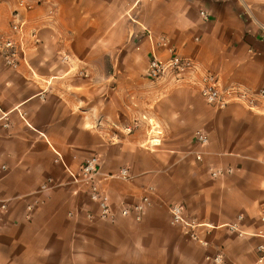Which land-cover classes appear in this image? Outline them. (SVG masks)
Masks as SVG:
<instances>
[{
    "label": "crops",
    "instance_id": "1",
    "mask_svg": "<svg viewBox=\"0 0 264 264\" xmlns=\"http://www.w3.org/2000/svg\"><path fill=\"white\" fill-rule=\"evenodd\" d=\"M15 8L16 0L0 2V36L11 33ZM21 13L24 59L12 68L0 54V110L9 112V126L0 122V199L9 205L0 264H210L204 256L214 247L235 264H264L256 251L264 242V99L221 107L203 99L192 76H146L150 31L221 84L264 88L253 0H42ZM135 119L131 133L117 128ZM54 149L73 170L92 155L102 172L128 166L131 179L103 185L115 207L149 195L141 220L90 219L95 204ZM216 169L224 172L212 176ZM48 178L54 185L39 190ZM172 203L216 226L202 234L210 247L170 224ZM239 214L241 235L217 227Z\"/></svg>",
    "mask_w": 264,
    "mask_h": 264
},
{
    "label": "built area",
    "instance_id": "2",
    "mask_svg": "<svg viewBox=\"0 0 264 264\" xmlns=\"http://www.w3.org/2000/svg\"><path fill=\"white\" fill-rule=\"evenodd\" d=\"M3 0H0V2ZM17 8L12 11V20L10 23L11 33L0 36V54H2L4 63L12 68H17L24 55V47L21 37L24 34L25 20L22 16V10H30L39 4L42 0H16ZM202 17L208 18V13L205 10H201ZM260 29L264 31V24H260ZM147 36L151 41L152 54L148 60L146 68V76L150 80H159L163 78H169L174 81H182L194 77L191 79L193 84L198 86V90L203 99L217 106H225L232 102H237L248 106L249 108H255L256 102L259 99H264V88L257 90H250L248 88L241 87L238 84L223 85L219 82L217 76L209 70L203 68L196 60L188 56L180 54L170 43L169 38L164 35H154L150 31H147ZM165 50L168 53L167 57L163 58L157 51ZM66 58V56H65ZM190 76V77H189ZM197 76V78H195ZM19 114L24 117V113L16 108ZM0 122L4 127L9 126L8 111L0 110ZM145 117V116H144ZM150 124L154 127L157 133H160L156 124L152 122ZM139 125L138 119H135L129 124H123L117 128L125 133H131L135 127ZM195 139L206 144L208 137L202 132H196ZM55 161L61 163L67 170L72 182L78 184L82 190L87 194L89 200L95 204L97 213L88 211L87 216L90 219L95 217L114 222L118 215L123 217H131L132 219L139 221L145 213L147 207L150 205L151 200L149 195L144 194L139 201L133 204L120 203L118 206L112 205L108 192L103 185V181L110 178H120L123 180H129L132 178V174L129 171L128 166H122L114 172H102L101 160L98 155H92L86 157L78 166L76 170L71 169L63 160L61 153L54 149ZM198 160L202 159L200 153L196 154ZM228 171L231 169L228 168ZM224 170L216 169L211 172L212 176H218L222 174ZM52 178H48L40 185L39 190H46L51 185H54ZM38 201L34 199V202ZM34 202H29L26 205V209L31 211ZM8 201L6 199H0V223L4 214L8 210ZM170 218L169 222L173 226H178L183 229L188 238L192 241L204 247H210L211 242L202 234L210 231V228L216 227L214 224L198 220L193 215L185 212L184 207L179 203H172L168 207ZM242 215L237 216V220L233 222H226L219 224L217 227H225L230 231H236L238 234H242L243 230L239 227V220L242 219ZM264 220V215L261 216ZM257 262L264 263V242H260L256 246ZM205 258L212 264H235L226 259L225 253L221 248L214 247L205 254Z\"/></svg>",
    "mask_w": 264,
    "mask_h": 264
},
{
    "label": "rangeland",
    "instance_id": "3",
    "mask_svg": "<svg viewBox=\"0 0 264 264\" xmlns=\"http://www.w3.org/2000/svg\"><path fill=\"white\" fill-rule=\"evenodd\" d=\"M253 2H254V14L257 17V19L260 21V23L264 24V0H253ZM222 228L225 229L224 227ZM215 229L216 228H210V231L215 230ZM204 259L210 262L209 260L205 258V256H204Z\"/></svg>",
    "mask_w": 264,
    "mask_h": 264
}]
</instances>
